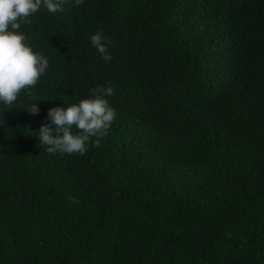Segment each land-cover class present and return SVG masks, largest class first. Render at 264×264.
Here are the masks:
<instances>
[{"label":"trees","instance_id":"16d2710c","mask_svg":"<svg viewBox=\"0 0 264 264\" xmlns=\"http://www.w3.org/2000/svg\"><path fill=\"white\" fill-rule=\"evenodd\" d=\"M62 7L21 23L49 66L0 102V264H264V0ZM97 87L107 134L49 153L48 110Z\"/></svg>","mask_w":264,"mask_h":264},{"label":"clouds","instance_id":"9594fccd","mask_svg":"<svg viewBox=\"0 0 264 264\" xmlns=\"http://www.w3.org/2000/svg\"><path fill=\"white\" fill-rule=\"evenodd\" d=\"M74 2L76 6L83 4V0ZM64 3L65 0H0V102L5 106H12L21 92L33 88L49 66L48 59L34 52L25 35L18 31L21 23L30 24L29 17L42 6L49 13L62 12ZM89 40L105 62L112 59L108 52L112 42L102 32L91 35ZM113 92L112 87H97L91 98L78 104L49 109L48 123H42L37 133L39 144L47 146L51 154L84 155L90 137L106 135L116 118L115 110L104 99ZM27 110L33 116L39 114L37 103L31 104ZM93 146H99V139Z\"/></svg>","mask_w":264,"mask_h":264}]
</instances>
